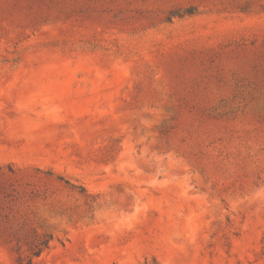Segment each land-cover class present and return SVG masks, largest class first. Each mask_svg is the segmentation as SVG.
<instances>
[{
	"label": "rangeland",
	"instance_id": "1",
	"mask_svg": "<svg viewBox=\"0 0 264 264\" xmlns=\"http://www.w3.org/2000/svg\"><path fill=\"white\" fill-rule=\"evenodd\" d=\"M28 258L264 264V0H0V264Z\"/></svg>",
	"mask_w": 264,
	"mask_h": 264
},
{
	"label": "trees",
	"instance_id": "2",
	"mask_svg": "<svg viewBox=\"0 0 264 264\" xmlns=\"http://www.w3.org/2000/svg\"><path fill=\"white\" fill-rule=\"evenodd\" d=\"M192 9L189 8L186 10V13H192ZM65 183H68V181H64ZM50 236H46L43 240L40 241V243L35 247V249L32 251L33 256H39L42 249L46 248L49 243ZM32 263V258H28L26 261V264H31Z\"/></svg>",
	"mask_w": 264,
	"mask_h": 264
}]
</instances>
